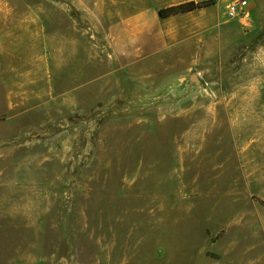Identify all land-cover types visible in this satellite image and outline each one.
I'll return each mask as SVG.
<instances>
[{
	"label": "rangeland",
	"instance_id": "rangeland-1",
	"mask_svg": "<svg viewBox=\"0 0 264 264\" xmlns=\"http://www.w3.org/2000/svg\"><path fill=\"white\" fill-rule=\"evenodd\" d=\"M242 1L0 0V264H193L219 238L264 256V0ZM39 66L9 108L2 79Z\"/></svg>",
	"mask_w": 264,
	"mask_h": 264
},
{
	"label": "crops",
	"instance_id": "crops-1",
	"mask_svg": "<svg viewBox=\"0 0 264 264\" xmlns=\"http://www.w3.org/2000/svg\"><path fill=\"white\" fill-rule=\"evenodd\" d=\"M100 2L102 10L106 8L110 9L109 14H112V9L115 6L118 11H125V15L132 17H158V10L164 7L174 6L187 1H201V0H94ZM218 2H227L229 0H215ZM246 1V0H243ZM140 26H148L147 24H141ZM145 30V29H144ZM74 46H72V49ZM6 52V40L4 36L0 35V59ZM47 67V65H45ZM44 66H39L33 72L20 73L14 78L9 80L2 79L3 87V102L9 108L14 105L24 103L23 100L18 102V98L14 96L15 85L20 88H25L30 83H36V81L44 79V76H40L44 72ZM47 70V69H46ZM42 71V72H39ZM48 75V74H47ZM210 247L217 249L218 257L205 256V258L194 262L193 264H260L264 257L262 253L254 247L253 244H244L242 240L238 238H222L210 241ZM247 257L248 261L244 262V258Z\"/></svg>",
	"mask_w": 264,
	"mask_h": 264
},
{
	"label": "trees",
	"instance_id": "trees-1",
	"mask_svg": "<svg viewBox=\"0 0 264 264\" xmlns=\"http://www.w3.org/2000/svg\"><path fill=\"white\" fill-rule=\"evenodd\" d=\"M214 0H207L204 2H195V1H187L174 6H169L167 8H161L158 10V16L161 18H165L168 16L177 15L180 13H186L190 11H194L203 7H207L213 5Z\"/></svg>",
	"mask_w": 264,
	"mask_h": 264
},
{
	"label": "built area",
	"instance_id": "built-area-1",
	"mask_svg": "<svg viewBox=\"0 0 264 264\" xmlns=\"http://www.w3.org/2000/svg\"><path fill=\"white\" fill-rule=\"evenodd\" d=\"M243 2V1H242ZM227 15L229 17H235V16H239L241 18L246 19L247 17V12L245 10L244 7L239 6L238 4H233V5H229L227 7Z\"/></svg>",
	"mask_w": 264,
	"mask_h": 264
},
{
	"label": "water",
	"instance_id": "water-1",
	"mask_svg": "<svg viewBox=\"0 0 264 264\" xmlns=\"http://www.w3.org/2000/svg\"><path fill=\"white\" fill-rule=\"evenodd\" d=\"M191 80L194 81V82H196L197 84L199 83L198 80H197V77L195 75H193L191 77Z\"/></svg>",
	"mask_w": 264,
	"mask_h": 264
}]
</instances>
